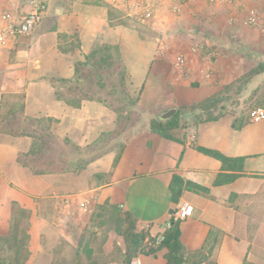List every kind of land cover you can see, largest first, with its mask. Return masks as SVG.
<instances>
[{"label":"crops","instance_id":"0c3cea01","mask_svg":"<svg viewBox=\"0 0 264 264\" xmlns=\"http://www.w3.org/2000/svg\"><path fill=\"white\" fill-rule=\"evenodd\" d=\"M26 1L15 0L13 7L0 0V12L10 7L25 12ZM43 1L48 6L43 22L30 35L0 49V113L6 114L23 95L24 116L47 119L46 130L65 158L117 126L118 115L103 96L72 106L57 98L51 81L74 76L77 62L100 47L119 54L127 91L138 98L139 106H160L155 115L139 113L145 124L171 108L212 97L260 63L264 66V24L246 21L250 7L264 16V0H191L183 3L180 13L172 10L176 1L167 0L146 23L132 21L105 0ZM59 33L68 38L60 39ZM72 42L74 48L62 49ZM215 51L219 54H212ZM178 54L187 60L182 74L174 67ZM135 68L138 80L132 74ZM232 92L238 95L236 102L218 119L189 125L185 144L146 125L138 127L139 134L128 140L113 169L115 148L80 170L37 171L20 161L32 146L31 134L1 129L0 230L9 227L12 205L17 203L27 211L20 224L28 234L30 255L25 264H73L87 248L94 256L106 251L102 228L90 221L98 204L115 205L131 216L148 234V243L163 235L175 209L187 201L189 213L179 228L188 250L213 246L217 264H264V119L251 121L248 116L251 108L264 106V68ZM236 118L241 121L238 130L233 125ZM195 142L244 157L243 173L216 185L222 163L194 148ZM174 175L209 188V193L184 187L174 202ZM86 199L91 201L89 211L82 207ZM166 253L167 248L160 247L138 256L142 264H166Z\"/></svg>","mask_w":264,"mask_h":264},{"label":"trees","instance_id":"16d2710c","mask_svg":"<svg viewBox=\"0 0 264 264\" xmlns=\"http://www.w3.org/2000/svg\"><path fill=\"white\" fill-rule=\"evenodd\" d=\"M58 36L60 39L68 38L63 33H59ZM74 46H76L75 42L67 43L65 46L61 45L65 51L74 48ZM108 49L109 46L100 47L86 55L84 60L78 61L74 76L71 78L52 77L51 81L55 87L57 98L72 106L80 107L84 100L103 96V101L111 105L118 115L116 128L108 132L106 137L99 138L85 149L74 148L70 157L65 158L62 150L53 146L55 137L46 130L47 119L24 116L23 95L17 96L19 99L12 102L7 108L6 114L0 113V130L7 129V131L16 134H31L33 137L32 146L27 153L20 157V161L25 165H31L37 171L48 169L80 170L91 159L100 156L102 152L115 148L113 169L116 167L128 140L139 134V128L142 130V126L145 125L152 132L185 144L186 130L189 125L196 126L203 121L218 119L225 112L224 102L231 98L230 94L235 87L239 83H247L264 68L260 63L258 67L250 70L236 82L226 85L222 91L212 97L178 107L176 112L165 121L151 117L145 124L144 118L139 113L146 112L155 115L160 106L158 104L151 107L138 105V98L131 97L127 91L126 72L119 54L111 55ZM113 100L115 101L113 102ZM233 125L234 129L238 130L241 127V121L236 118ZM193 146L221 161L222 170L216 177V185L231 182L243 173L244 157H231L196 142L193 143ZM96 176L98 175L96 174ZM184 187L203 194L209 193V188L190 181L185 182L181 177L174 175L170 184L171 197L174 202H178ZM26 218L27 211L14 203L9 231L5 235L0 234V251H7L5 255L0 253V264H25L28 260L30 255L28 234L25 229L20 227L21 222ZM90 221L95 227L102 228L104 232L103 246L106 251L102 255L94 256L87 248L83 252V255L86 254V259L84 260L83 255L78 253L73 264H104L111 260H118L121 264H131L132 259L140 252L154 253L160 247L167 248L166 264H217L212 257L213 246H204L194 251L187 249L180 238V222H173L170 228L165 229L161 242L157 243V239H150L148 243H145L148 234L138 227L136 220L127 213L121 212L115 205L98 204Z\"/></svg>","mask_w":264,"mask_h":264},{"label":"built area","instance_id":"2783aa9c","mask_svg":"<svg viewBox=\"0 0 264 264\" xmlns=\"http://www.w3.org/2000/svg\"><path fill=\"white\" fill-rule=\"evenodd\" d=\"M12 2V6L16 7L15 0H8ZM112 6L121 9L126 17L139 22L146 23L167 0H105ZM172 10L176 13L182 12L183 3L191 0H174ZM210 4L220 3L223 0H206ZM28 10L25 12H17L12 7L0 12V49L11 46L18 38L30 35L44 20L48 6L43 0H27ZM246 21L250 25L264 24V16L262 11L257 7H250L248 9ZM164 46L161 47L162 51ZM212 54L218 55V51ZM187 60L183 54H178L174 67L180 73H184ZM248 116L251 121H261L264 119V106H256L248 111ZM91 201L86 199L82 202V207L85 211L91 208ZM189 202H182L174 211L170 221L166 223V228H170L173 222H180L185 219L189 213ZM163 236L157 239V243L161 242ZM131 264H142L140 256L132 259Z\"/></svg>","mask_w":264,"mask_h":264},{"label":"rangeland","instance_id":"374dc122","mask_svg":"<svg viewBox=\"0 0 264 264\" xmlns=\"http://www.w3.org/2000/svg\"><path fill=\"white\" fill-rule=\"evenodd\" d=\"M133 21V20H132ZM138 27H140V25L138 26ZM117 38V40H118V38L119 37H116ZM115 38V39H116ZM134 56H136V54H133ZM131 62V61H130ZM136 69L137 68H135V69H133V77L135 78V80H138V76H139V74L137 73V71H136ZM138 69L139 70H141V68L140 67H138ZM231 95V98H229V99H227L225 102H224V107H226V109H229L228 108V105H233L235 102H236V99L238 98V95H235V93H231L230 94ZM17 101V100H16ZM115 100H113V102H114ZM124 114H126V111H124ZM137 115V114H136ZM136 115H133V116H136ZM137 119V118H136ZM53 146H57V145H54V143H53ZM112 157V156H111ZM94 167V166H93ZM24 229V228H23ZM8 231H9V227L8 228H5V227H3L1 230H0V234H2V235H5V234H7L8 233ZM9 252L8 253H10V250H8ZM7 251H4V250H1L0 251V253L2 254V255H5V254H7L6 253Z\"/></svg>","mask_w":264,"mask_h":264},{"label":"water","instance_id":"95a60500","mask_svg":"<svg viewBox=\"0 0 264 264\" xmlns=\"http://www.w3.org/2000/svg\"><path fill=\"white\" fill-rule=\"evenodd\" d=\"M176 108H171V109H169V110H167V111H164V112H162V113H160L158 116H157V118L158 119H160V120H167V119H169L175 112H176Z\"/></svg>","mask_w":264,"mask_h":264}]
</instances>
